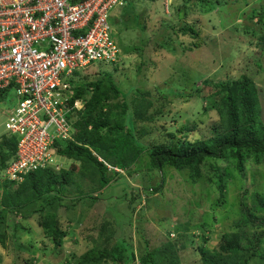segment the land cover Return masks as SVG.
Returning <instances> with one entry per match:
<instances>
[{"label": "rangeland", "instance_id": "obj_1", "mask_svg": "<svg viewBox=\"0 0 264 264\" xmlns=\"http://www.w3.org/2000/svg\"><path fill=\"white\" fill-rule=\"evenodd\" d=\"M178 8L185 12V21L197 22L200 30L197 37L178 35L169 28V24L177 20ZM111 13L114 14L109 17V22L122 59L114 66L95 62L93 66L77 72L76 80H90L97 77L99 72L106 71L111 74L116 86L130 95H134L138 89L149 90L153 97L173 93L168 96L170 103L160 98L167 106V113L159 121L164 127L150 134L149 142L168 141V132L180 135L178 128H182L183 134L190 140L210 135L212 123L218 121V114L215 110H203L204 99L201 95L210 91V82L228 80L242 74L252 76L262 91L259 106L264 121V71H257L258 67L250 61L261 39L259 46L263 52L259 59L264 67V17L262 22L256 21L258 13L264 15V0H210L209 3L203 0H188L185 3L183 0H124ZM136 14L138 20L133 17ZM194 41L199 46L190 49L189 45ZM203 80L209 81V85H203ZM200 86L202 91L197 95ZM15 101L17 96L13 89L0 97V136L7 131L4 125L6 115ZM192 125L195 127L187 130L186 126ZM61 159L54 157V161ZM147 160L149 163L144 151L136 165L138 169L135 167L132 173L123 170V177L111 176L106 186L98 190L96 186L93 192L95 195L102 191L100 198L104 199V206L111 218L119 229H125L132 235L122 234L121 239L132 245L136 261L138 248L144 245V236L151 245H157L167 236L174 239L184 232L180 239V244L184 242L179 251L180 264H201L197 246L202 244L210 249L215 248L222 233L236 230L234 223H245L249 212L260 217L257 220L260 226L249 229L250 234L264 230V216L254 211L257 201L253 194L255 186L264 185L263 162L257 164L253 157L247 156L244 171L239 172L232 159L208 157L202 175L195 181L187 171L175 170L168 165L162 170L142 166ZM68 162L64 159L63 166H67ZM210 163L221 167L224 174L222 199L219 198L218 183L210 179L214 176ZM110 169L115 171V168ZM253 171L259 173L256 184ZM163 179L162 188L150 190L159 186ZM1 183L3 181L0 182V197L3 191ZM88 189L86 187L84 191ZM245 204L249 206L248 209ZM95 208L78 203L69 209L68 215L73 218L74 224L72 235L68 238H77V243L67 240L61 248H55L43 237L41 227L32 221L29 225L32 234L22 232L16 239L13 238L15 245L20 247L22 257L15 258L11 246L0 243V264H63L70 251L76 255L82 254L90 244L81 234L93 225L89 218ZM100 215L96 214L97 218ZM77 216L80 221L76 224ZM202 223L207 240L201 237ZM136 224L141 227L139 231L133 230ZM183 226L189 227L185 230ZM44 242L47 246L41 248Z\"/></svg>", "mask_w": 264, "mask_h": 264}, {"label": "trees", "instance_id": "obj_2", "mask_svg": "<svg viewBox=\"0 0 264 264\" xmlns=\"http://www.w3.org/2000/svg\"><path fill=\"white\" fill-rule=\"evenodd\" d=\"M183 1L185 3L188 0ZM203 1L209 3L210 0ZM177 11V20L174 24H169V28L178 35L197 37L200 34L197 22L185 21V12L180 8ZM258 14L256 21L262 22L264 15ZM133 17L138 20L137 14ZM140 27L144 29V26ZM163 28L166 29L165 26ZM260 41L262 40L259 39V48L255 56L250 57V61L258 67L257 71H264L259 59L263 52V48L259 46ZM198 46L197 41L189 45L190 49ZM110 75L109 72L102 71L90 80L73 78L74 97L87 96V100L81 111L75 110L69 115L73 138L56 142L54 157H62L61 161H53L51 165L31 171L20 183L7 180L1 183L0 243L6 247L10 245L15 258H21L22 252L13 238L16 239L22 232L32 234L29 226L32 221L41 227L43 237L55 248H61L67 240L77 243V238H68L72 235L74 224L68 211L79 203L90 205L92 209L96 207L89 218L93 225L81 234L90 246L80 255L70 251L63 264H180L179 251L184 244L183 241L180 244V239L184 232L174 239L167 236L157 245H151L147 236H144V245L138 248L137 261L135 260L132 245L121 239L124 236L122 234L128 232L119 229L111 218L104 206V199L100 198L102 191L93 195L96 186L97 190L103 188L110 182L111 176L123 177L120 172L109 169L108 165L132 173L141 154L146 151L149 163L147 160L146 165L142 166L162 170L168 165L175 170L187 171L196 181L202 175V168L208 157L232 159L239 172L244 171L247 156L253 157L257 164L264 163V121L259 106L262 91L252 76L242 74L213 83L202 81L203 85H211L210 91L201 95L204 99L203 110H215L218 114V121L212 123L210 135L190 140L183 134L182 128H178L180 135L168 132V141L149 142L147 139L150 134L164 127L159 121L167 113V106L160 98L170 103L168 96L173 93L153 97L149 90L138 89L134 95H130L127 91L120 90ZM201 91L200 86L196 94L200 95ZM86 92H91L89 97ZM193 127L195 125L186 126L189 131ZM16 144L15 134H1L0 170L14 156ZM64 159L69 161L67 166H63ZM210 168L214 175L210 179L218 183L219 198L222 199L224 174L221 167L215 164L210 163ZM258 176L259 173L253 171L255 184ZM163 185L164 179L159 186L150 190L156 191ZM86 187L90 189L84 191ZM253 194L257 201L254 211L261 212L264 216V185L255 186ZM248 208L246 205V209ZM96 214L101 217L97 218ZM259 218L258 214L249 212L245 223L235 222L236 230L222 233L215 248L198 245L201 264H264V230L260 233L254 231L252 234L249 231L254 226H260L257 222ZM76 221V224L79 223V216ZM183 227L187 230L189 226ZM204 228V223L200 224L201 237L207 240ZM140 229L139 224L133 225L134 231ZM166 230L169 232L168 228ZM46 246L45 242L41 244V248Z\"/></svg>", "mask_w": 264, "mask_h": 264}, {"label": "built area", "instance_id": "obj_3", "mask_svg": "<svg viewBox=\"0 0 264 264\" xmlns=\"http://www.w3.org/2000/svg\"><path fill=\"white\" fill-rule=\"evenodd\" d=\"M124 0H0V93L17 101L5 128L18 137L2 178L20 183L51 165L56 142L73 138L72 80L95 62L116 64L120 49L109 22Z\"/></svg>", "mask_w": 264, "mask_h": 264}, {"label": "clouds", "instance_id": "obj_4", "mask_svg": "<svg viewBox=\"0 0 264 264\" xmlns=\"http://www.w3.org/2000/svg\"><path fill=\"white\" fill-rule=\"evenodd\" d=\"M118 47H119V46H118ZM118 59H122V55H121V56L119 55V58H118ZM119 61H120V60H118V62H119ZM118 62H117L116 64H112V65H113V66H114V65H117ZM92 66H93V65H92ZM76 76H77V75H76ZM76 76H75V77H76ZM73 90H74V88H73ZM3 94H4V93L1 92V93H0V96H2ZM90 94H91V92H86V95H88V97H89ZM77 97H78V96H77ZM73 98H75L74 95H73ZM78 98H79V97H78ZM81 98H83V99L85 100V102H86V100H87V96H86V97H81ZM11 106H12V105H11ZM76 111H77V110H76ZM80 111H81V110H80ZM7 114H8V113H7ZM6 117H7V115H6ZM5 120H6V119H5ZM6 130H7V129H6ZM6 132H10V131L7 130ZM15 135H16V134H15ZM16 136H17V135H16ZM17 140H18V137H17ZM10 159H11V158H10ZM10 159H9V160H10ZM8 162H9V161H8ZM8 162H7V164H8ZM7 164H6V166H7ZM6 166H5V167H6ZM5 167H4L3 169L0 170V182L3 181V180H7V179L2 178V176H1V175H2V172H3L4 169H5ZM108 168H109V169H110V168H115V171H118V172H120V173L123 171V170L120 169V168H117V167H111L110 165H108ZM7 181H9V180H7Z\"/></svg>", "mask_w": 264, "mask_h": 264}, {"label": "crops", "instance_id": "obj_5", "mask_svg": "<svg viewBox=\"0 0 264 264\" xmlns=\"http://www.w3.org/2000/svg\"><path fill=\"white\" fill-rule=\"evenodd\" d=\"M130 2L132 1V0H129ZM128 3V2H127ZM112 14H114V13H112ZM122 57H123V55H122Z\"/></svg>", "mask_w": 264, "mask_h": 264}]
</instances>
